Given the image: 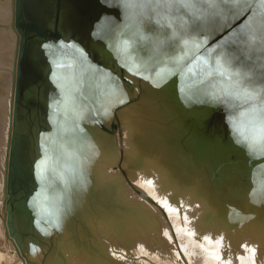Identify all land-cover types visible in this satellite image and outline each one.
Instances as JSON below:
<instances>
[{
  "label": "bare ground",
  "instance_id": "1",
  "mask_svg": "<svg viewBox=\"0 0 264 264\" xmlns=\"http://www.w3.org/2000/svg\"><path fill=\"white\" fill-rule=\"evenodd\" d=\"M13 9L14 0H0V264H264V155L239 167L229 163L238 154L226 151L217 165L188 150L185 120L197 110L172 98L166 67L147 71L163 60L141 43L110 51L112 85L78 80L73 69L59 80L60 124L34 152H44L45 210L30 213L29 234L16 223L11 235ZM133 65L139 75L127 71Z\"/></svg>",
  "mask_w": 264,
  "mask_h": 264
},
{
  "label": "water",
  "instance_id": "2",
  "mask_svg": "<svg viewBox=\"0 0 264 264\" xmlns=\"http://www.w3.org/2000/svg\"><path fill=\"white\" fill-rule=\"evenodd\" d=\"M193 2L196 10L180 7L178 0H14V27L19 44L5 176L11 235L18 232L16 223L22 233L24 227L29 234L36 226L30 213L42 214L45 210L42 187L46 174L37 167V158L41 161L44 152L40 150L36 158L34 152L39 151L35 143L52 136L60 124L53 117L66 101L60 94L59 80L69 79L65 72L73 69L74 77L87 83L111 81L108 63L114 48H136L134 45L141 43L150 48L151 59L163 60L161 65L147 71L166 67L167 90L172 98L196 108V115L185 120L188 124L185 144L195 156H210L212 164L215 157L218 165L227 153L232 159L238 154L236 160H226L231 164L236 161L240 167L241 163L249 164L264 155V133L259 130L264 119V91L259 87L264 44L258 39L250 47L234 48L229 33L220 36L224 16L228 17L229 25L239 30L250 17L257 23L264 12L258 0H251L252 8L233 19L235 7L223 0H214L215 8L204 0ZM169 3L171 7L167 6ZM194 12L203 14L207 21L205 34L209 36V45L215 47L212 41L218 36L221 41L228 40L225 48L237 58L232 70L242 73L251 70L246 81L250 95L246 96L242 89L229 88L226 78L205 75L208 65L197 57H204L215 67L219 51L209 53V45L197 47L204 37L192 30ZM123 72L121 69V75ZM229 92H239V96ZM242 112L245 114L241 115ZM52 117L56 119L55 126L50 123Z\"/></svg>",
  "mask_w": 264,
  "mask_h": 264
},
{
  "label": "snow or ice",
  "instance_id": "3",
  "mask_svg": "<svg viewBox=\"0 0 264 264\" xmlns=\"http://www.w3.org/2000/svg\"><path fill=\"white\" fill-rule=\"evenodd\" d=\"M178 2L179 6L182 8H188L193 10L197 9V5L193 2V0H178ZM204 2L207 3L211 8L216 7L214 0H204ZM223 2L225 4H232L235 7L236 11L232 13L233 19L242 16L245 12L252 8L251 0H223ZM258 2L262 12H264V0H258ZM167 6L171 7L172 4L169 3ZM212 15H220V13H213ZM223 20L224 23L221 25L220 36H223L225 32L229 33V35L233 37V39L231 40V45L234 48L242 49L243 46L250 47L258 39L261 44H264V14L261 15L257 23H253L252 18L250 17L247 22L239 26V30H235L234 25L228 24L227 16H224ZM192 21V30L198 31V34L204 37L201 44L197 45V47L199 48L203 45H209V36L205 34V26L207 21L203 14L197 15L194 12ZM220 36L216 37V39L212 41V43L215 44V47L209 45V47L207 48V51L209 53L219 51V54L215 57V67H212V65L209 64V61L204 57H197L198 60H203L204 64L208 65V71L205 73V75L208 77L219 76L221 78H226V80L228 81L229 88L242 89L246 96L250 95V93H248L246 81L251 75V70L246 73L232 70L233 62L237 58L225 48V45L228 44V40L224 39L223 41H221ZM125 43L127 44V42ZM185 43H187V41H185ZM43 46L45 48L47 47V45ZM117 54H119V49H117ZM261 55L264 56V49L261 50ZM127 71L133 73L134 75H139V72L137 71L135 65L127 67ZM189 71H191V69H189ZM260 72L261 83L259 87L262 91H264V66L261 67ZM145 79H147V77H145ZM228 94L239 96V92H229ZM120 102L121 104L124 103L123 100H121ZM244 114V112L241 113V115ZM259 130L261 131V133H264V119H262L261 121V127ZM37 167H39V163H37ZM148 183H152V181H148ZM172 199L175 200V196H173Z\"/></svg>",
  "mask_w": 264,
  "mask_h": 264
},
{
  "label": "rangeland",
  "instance_id": "4",
  "mask_svg": "<svg viewBox=\"0 0 264 264\" xmlns=\"http://www.w3.org/2000/svg\"><path fill=\"white\" fill-rule=\"evenodd\" d=\"M202 248V247H201ZM203 249V248H202ZM193 261H194V259H192ZM182 262H184V264H189V261H187V260H185V261H183V259H182ZM202 263V262H201Z\"/></svg>",
  "mask_w": 264,
  "mask_h": 264
}]
</instances>
